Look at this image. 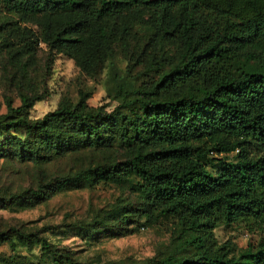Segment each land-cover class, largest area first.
Here are the masks:
<instances>
[{
    "label": "trees",
    "instance_id": "1",
    "mask_svg": "<svg viewBox=\"0 0 264 264\" xmlns=\"http://www.w3.org/2000/svg\"><path fill=\"white\" fill-rule=\"evenodd\" d=\"M0 5L21 16L72 10L74 17L62 27H47L41 39L80 67L85 47L93 46H87L86 34L112 55L101 22L141 7L182 44L178 63L110 111L88 107L89 94L82 92L76 103L60 101L36 118L30 112L43 95L21 92L18 106L7 102L0 113V157L49 162L105 145L108 134L130 153L10 193L1 207L18 203L22 209L25 202L33 206L61 191L100 183L127 185L136 195L127 204L135 217L175 216L194 233L183 240L195 249L192 256L163 257L161 264H264V0H0ZM24 45L32 49L31 41ZM214 157L212 172L206 162ZM129 217L124 212L116 221ZM238 221L251 223L259 240L236 255L214 248L213 229ZM12 236L33 237L56 263L78 264L35 233L11 227L0 231V242Z\"/></svg>",
    "mask_w": 264,
    "mask_h": 264
},
{
    "label": "rangeland",
    "instance_id": "2",
    "mask_svg": "<svg viewBox=\"0 0 264 264\" xmlns=\"http://www.w3.org/2000/svg\"><path fill=\"white\" fill-rule=\"evenodd\" d=\"M72 17L70 9L21 16L0 5V113L6 111L7 102L18 106L21 92L44 96L34 104L30 112L33 118L55 109L60 101L76 103L80 92L89 94L85 100L88 107L103 106L110 111L181 59L180 40L164 33L152 11L141 7L101 22L112 55L99 40L91 42L86 34L87 46H93L85 47L84 66L80 67L63 52L51 51L41 39L47 27H62ZM28 41L32 49L26 50ZM107 137L105 145L67 152L49 162L0 157V231L13 227L35 233L78 264H161L163 257L192 256L195 249L185 246L183 240L194 233L175 216H158L151 221L135 217L127 204L136 201V195L127 185L100 183L61 191L33 206L25 202L22 209L18 203L1 207V199L10 193L129 155L130 148L116 135ZM215 157L206 162L212 172L218 161ZM124 212L130 215L129 220L118 223L116 219ZM251 226L238 221L215 227L214 248L236 255L255 244L260 232ZM0 263L59 264L41 251L33 237L22 240L17 236L0 242Z\"/></svg>",
    "mask_w": 264,
    "mask_h": 264
}]
</instances>
